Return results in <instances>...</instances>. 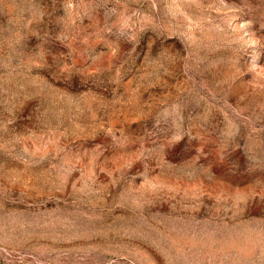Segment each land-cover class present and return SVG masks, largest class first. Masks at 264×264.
I'll list each match as a JSON object with an SVG mask.
<instances>
[{
    "label": "rangeland",
    "instance_id": "rangeland-1",
    "mask_svg": "<svg viewBox=\"0 0 264 264\" xmlns=\"http://www.w3.org/2000/svg\"><path fill=\"white\" fill-rule=\"evenodd\" d=\"M0 264H264V0H0Z\"/></svg>",
    "mask_w": 264,
    "mask_h": 264
}]
</instances>
